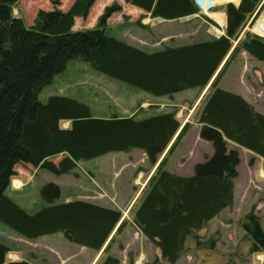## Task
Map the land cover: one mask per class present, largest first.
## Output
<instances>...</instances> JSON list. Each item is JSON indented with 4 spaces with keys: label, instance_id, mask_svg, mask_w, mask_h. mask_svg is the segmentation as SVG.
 I'll list each match as a JSON object with an SVG mask.
<instances>
[{
    "label": "trees",
    "instance_id": "1",
    "mask_svg": "<svg viewBox=\"0 0 264 264\" xmlns=\"http://www.w3.org/2000/svg\"><path fill=\"white\" fill-rule=\"evenodd\" d=\"M18 1L0 0V222L27 239L61 232L69 241L94 250H100L114 231L103 248L106 253L124 225V220L119 223L120 210L80 199L57 203L60 187L48 182L40 190L46 204L28 213L5 191L19 164L61 175L70 173L80 160L140 149L152 165H158L133 213L136 226L171 264L191 244L214 249L218 237L200 241L196 231L233 204L240 156L230 145L264 159V114L240 94L219 86L242 51L264 64V38L250 31L240 37L245 22L264 1L227 3L225 33L217 38L154 51L106 33V21L119 9L117 4L107 6L94 27L73 29L75 18H85L95 0H74L67 10L39 9L31 24L13 13ZM125 1L163 20L199 10L194 0ZM72 59H81L94 70L154 96L209 85L197 122L200 138L211 144V155L196 163L190 175L164 168L190 125H182L172 111L140 119L104 118L93 116L87 104L71 97L50 95L40 101L42 89ZM62 121L69 126L61 127ZM56 155L61 158L54 163L50 158ZM240 227L249 241V253L264 254L260 217L250 210ZM9 251L0 241V264H34L7 261ZM99 264L120 263L107 254Z\"/></svg>",
    "mask_w": 264,
    "mask_h": 264
},
{
    "label": "rangeland",
    "instance_id": "2",
    "mask_svg": "<svg viewBox=\"0 0 264 264\" xmlns=\"http://www.w3.org/2000/svg\"><path fill=\"white\" fill-rule=\"evenodd\" d=\"M73 1L19 0L13 6V13L23 18L26 24H31L39 9L67 10ZM209 2L210 0H204L201 5L196 4L200 11L208 13L215 9V3ZM112 4L120 7L107 19L106 33L145 51L200 40V34L195 30L203 31V28L210 25L206 19H202L201 26L194 23L189 26L178 20L161 21L158 17H151L147 12L142 14L143 10L125 0H95L85 18H75L73 29L94 27L105 8ZM199 16L202 17V15ZM254 16L253 23L247 27L249 20L247 19L243 28L251 29L255 22L258 21L257 25H259V20L264 21V4ZM262 34L264 36V32ZM174 36L181 37L175 40L172 38ZM242 36L240 33V37ZM208 86L202 89H188L172 96H154L94 70L81 59H72L67 63L65 70L55 75L52 81L42 89L38 98L45 102L50 95L71 97L87 104L93 116L104 118L132 116L140 119L161 112L176 113V118L181 123L191 124L175 150L168 156L164 168L173 173L190 175L194 165L204 161L213 151L211 144L202 140L197 130L198 128L200 130L201 126L197 122L202 106L201 99ZM219 86L225 90L243 94L264 114V64L262 62L240 52L224 73ZM60 125L66 128L69 122L62 121ZM230 147L232 148L231 145ZM238 152L240 162L237 166L238 176L234 180L233 204L214 222L206 223L196 231L200 241L206 242L213 236L218 237L215 248L188 250L180 257V261L174 264H264L263 256L248 252L249 241L240 227L244 214L253 210L260 217V224L264 231V159L242 149ZM164 154L165 152L160 160ZM60 158L61 155H56L50 160L56 163ZM157 165L156 163L153 167L146 154L140 149L128 152L114 151L97 158L80 160L70 173L61 175H55L30 164H19L5 193L28 213H33L46 204L40 194L41 187L45 183L52 182L60 187L57 203L63 202L66 196L75 198L84 194L95 196L102 194L104 197L112 196L113 198H109L111 202L115 201V198L117 202L124 201V206H129V217L132 218L142 198L143 189ZM17 174L19 176H16ZM14 180L20 184L17 185L21 189L19 193L12 190L11 183L13 184ZM135 184L137 189L134 187ZM6 233L19 235L0 222L1 241L9 240V237L4 236ZM191 240L190 237L188 241ZM15 244L19 246L18 242ZM109 250L101 255L96 264L109 254ZM151 264L171 263L156 256Z\"/></svg>",
    "mask_w": 264,
    "mask_h": 264
},
{
    "label": "crops",
    "instance_id": "3",
    "mask_svg": "<svg viewBox=\"0 0 264 264\" xmlns=\"http://www.w3.org/2000/svg\"><path fill=\"white\" fill-rule=\"evenodd\" d=\"M210 1H213L215 3V9H213L212 11L206 14H203L202 17H200L197 14H193V15L181 17L175 20H163L160 18L159 19L161 21L163 20V21H168V22H174L178 20V21L184 22L186 25H189V26L193 23L201 26L202 19H206V20L210 19V21L207 20L209 21L210 25H208L206 28H203V31L195 30V32H199L200 37H201L200 40L189 42V43L209 40L211 38H217L225 33V28H226L225 5L227 3H233L235 6H237L240 0H219V1L210 0ZM145 13L146 12L143 11L142 14H145ZM216 30H217V33H216ZM246 30L247 29L243 28L241 31V35H243ZM180 37L174 36L172 38L176 40V38H180ZM177 45H184V44L179 43L173 46H177ZM242 52L247 54L244 51ZM241 95L243 96V94ZM243 97L251 105H253L255 110L261 112L260 108L256 107L254 102L249 101L246 96H243ZM182 124H184V122H182ZM197 130L199 132V128ZM206 144L208 146L210 145L208 143ZM231 146L232 148H236L238 151L242 149L245 152L251 153L248 150L240 148L234 144H232ZM175 173L182 175V173H179V172H175ZM16 176H19V174H17ZM15 184L16 185L11 183L12 190L15 193H19L21 191L20 187L17 186V184L19 185V183L16 182ZM134 187H136L137 189L138 188L137 184H135ZM111 197L112 196L104 197V195L102 194H99L98 196L84 194V196H76L75 198L66 196L63 202L74 200V199H80V200H86L89 202H93V203H96V204H99L105 207L116 208L121 211L122 216H121V220L119 221V223L122 220H124V225L122 229L117 234L114 235V239L111 242L110 248H109L110 249L109 254L117 257L119 259L120 264H151L156 256L162 258L160 255L159 249L136 226V224L133 221V216L132 218L129 217L130 215V211H128L129 206L128 205L124 206L125 204L124 201H122V203L117 202L116 198L114 199L115 201L111 202L110 200ZM132 201L130 203H132ZM226 210H228V208L222 210L217 216L212 218L207 223L210 224L211 222H214L215 219H217ZM113 234H114V231L111 233L110 237ZM4 236L6 238L9 237L8 238L9 242L7 240L5 241L0 240L1 242L5 243L10 249V251L6 254L7 261L27 260L34 264H96V262L99 260V258L103 254L102 250L104 246L110 239L109 237L106 243L104 244V246L100 250H94L92 248L81 246L79 244H75V243H72L71 241H68V239L61 232L40 236L35 239H27L21 235L17 236V235H11L8 233H6V235ZM15 242H18L19 246H15L16 245ZM192 249H199V248H196L194 247L193 244H191L189 250H192ZM255 255H260V256H263L264 258V254H255ZM180 259L181 258H179L176 263H178ZM164 261L166 260L164 259Z\"/></svg>",
    "mask_w": 264,
    "mask_h": 264
},
{
    "label": "built area",
    "instance_id": "4",
    "mask_svg": "<svg viewBox=\"0 0 264 264\" xmlns=\"http://www.w3.org/2000/svg\"><path fill=\"white\" fill-rule=\"evenodd\" d=\"M209 3H213V2L210 1ZM197 15H198V14H197ZM253 18H254V15H253L252 17L249 18V20H248V22H247V24H246L247 27H248V25H250L251 23H253ZM257 24H258V21L255 22L254 25L252 24L251 29H248V28H247V30L250 31V32H252V33H254V34H256V35H258V36H260V37H263V38H264V36L261 35V34L264 32V23L258 25V26H257V29L255 30L254 27H255Z\"/></svg>",
    "mask_w": 264,
    "mask_h": 264
},
{
    "label": "bare ground",
    "instance_id": "5",
    "mask_svg": "<svg viewBox=\"0 0 264 264\" xmlns=\"http://www.w3.org/2000/svg\"><path fill=\"white\" fill-rule=\"evenodd\" d=\"M195 1V0H194ZM204 0H196L195 3H200L198 5H201V3H203ZM219 1V0H218ZM217 2V1H216ZM205 4V3H204ZM211 4V3H210ZM208 5V4H207ZM264 23L263 20H259V25ZM258 26V25H257ZM257 26H256V29H257ZM263 35V34H262ZM18 182L17 180H14L13 184L16 185L15 183ZM19 183V182H18ZM18 185V184H17ZM20 185V184H19Z\"/></svg>",
    "mask_w": 264,
    "mask_h": 264
},
{
    "label": "clouds",
    "instance_id": "6",
    "mask_svg": "<svg viewBox=\"0 0 264 264\" xmlns=\"http://www.w3.org/2000/svg\"><path fill=\"white\" fill-rule=\"evenodd\" d=\"M196 13L206 14L205 12H203V11H200V10H197V12H196Z\"/></svg>",
    "mask_w": 264,
    "mask_h": 264
},
{
    "label": "water",
    "instance_id": "7",
    "mask_svg": "<svg viewBox=\"0 0 264 264\" xmlns=\"http://www.w3.org/2000/svg\"><path fill=\"white\" fill-rule=\"evenodd\" d=\"M0 61H1V54H0Z\"/></svg>",
    "mask_w": 264,
    "mask_h": 264
}]
</instances>
